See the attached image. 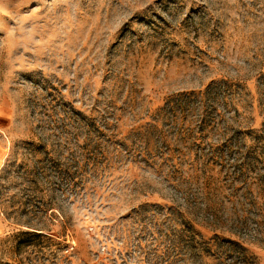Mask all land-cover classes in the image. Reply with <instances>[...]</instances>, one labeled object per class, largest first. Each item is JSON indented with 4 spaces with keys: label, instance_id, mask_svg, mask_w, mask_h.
I'll return each mask as SVG.
<instances>
[{
    "label": "rangeland",
    "instance_id": "rangeland-1",
    "mask_svg": "<svg viewBox=\"0 0 264 264\" xmlns=\"http://www.w3.org/2000/svg\"><path fill=\"white\" fill-rule=\"evenodd\" d=\"M0 264H264V0H0Z\"/></svg>",
    "mask_w": 264,
    "mask_h": 264
}]
</instances>
